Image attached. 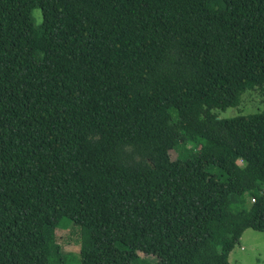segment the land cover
<instances>
[{
    "label": "trees",
    "instance_id": "16d2710c",
    "mask_svg": "<svg viewBox=\"0 0 264 264\" xmlns=\"http://www.w3.org/2000/svg\"><path fill=\"white\" fill-rule=\"evenodd\" d=\"M255 89L264 0H0V264H52L64 221L79 264H229L264 109L218 111Z\"/></svg>",
    "mask_w": 264,
    "mask_h": 264
},
{
    "label": "rangeland",
    "instance_id": "374dc122",
    "mask_svg": "<svg viewBox=\"0 0 264 264\" xmlns=\"http://www.w3.org/2000/svg\"><path fill=\"white\" fill-rule=\"evenodd\" d=\"M34 24L41 23V13L39 9H34L31 13ZM264 109V92L259 89L245 92L242 95L241 103L235 108H228L225 111H218L219 118H230L237 115H247L262 111ZM180 154L183 157H192L194 147L185 145L180 148ZM177 153L172 151L170 159L163 160L159 163L160 167L167 166L171 160L176 158ZM264 187L255 184L247 192L246 198L242 205L237 208L250 209L253 204V195L260 194ZM55 243L60 247L58 256L54 258L52 264H79L78 254L80 249V231L73 222L64 221L54 233ZM226 237L219 235L217 240L219 244L224 242L226 247ZM229 264H264V232L246 230L238 245H236L229 254ZM155 260L151 257H145L139 264H154Z\"/></svg>",
    "mask_w": 264,
    "mask_h": 264
},
{
    "label": "built area",
    "instance_id": "2783aa9c",
    "mask_svg": "<svg viewBox=\"0 0 264 264\" xmlns=\"http://www.w3.org/2000/svg\"><path fill=\"white\" fill-rule=\"evenodd\" d=\"M252 201H254V200L252 199Z\"/></svg>",
    "mask_w": 264,
    "mask_h": 264
}]
</instances>
